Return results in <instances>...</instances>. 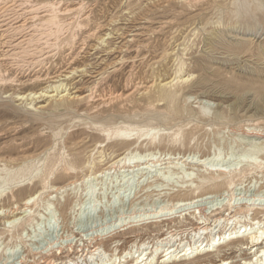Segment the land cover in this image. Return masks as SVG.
Segmentation results:
<instances>
[{"label": "rangeland", "instance_id": "374dc122", "mask_svg": "<svg viewBox=\"0 0 264 264\" xmlns=\"http://www.w3.org/2000/svg\"><path fill=\"white\" fill-rule=\"evenodd\" d=\"M29 1L58 3L69 10L58 20H74V25L58 33L61 42L46 67H66L65 56L74 47L72 66L78 72L67 82L73 93L93 92L95 99L66 106L53 99L32 104L17 96L42 86L0 84V182H11L0 208L22 217L15 225H5L11 218L0 217V264H134L141 251L154 252L167 233L181 243L178 251L186 246L194 252L212 237L235 236L245 224L248 233L257 232L253 218L264 226V0ZM179 75L187 80L159 88ZM127 128L137 129V145V139L115 135ZM130 147L157 154L158 163L143 170L132 168L135 164L112 167ZM168 153L186 155L195 164L178 157L167 160ZM247 162L261 168L245 167L216 189L194 193L187 187L193 176L196 181L209 177L207 169L233 171ZM91 171L102 177L90 180ZM226 182L233 183L231 188ZM36 194L32 205L25 206ZM204 194L208 198L177 210L176 216L137 222L178 200ZM246 205L257 208L238 213ZM200 208L206 209L205 217ZM236 214L235 222L216 227V219ZM134 218L137 224L132 225ZM120 224L124 226L112 232ZM203 225L214 232L198 239L201 232L195 233ZM104 233L110 235L98 236ZM247 240L235 238L216 251L169 264H242L253 257L242 246ZM158 254L151 263L162 264L163 253Z\"/></svg>", "mask_w": 264, "mask_h": 264}, {"label": "bare ground", "instance_id": "6f19581e", "mask_svg": "<svg viewBox=\"0 0 264 264\" xmlns=\"http://www.w3.org/2000/svg\"><path fill=\"white\" fill-rule=\"evenodd\" d=\"M181 1V0H180ZM185 1V0H184ZM194 3L203 2L206 0H190ZM186 2V1H185ZM58 3L53 2H43V3H33L29 0H0V84H7V83H15L18 85H27V84H38L39 86H42L40 91L38 92H30L27 95H21L17 96L20 100H24L29 98L31 100V103L33 104L35 101H40L42 99L45 100H57L59 106H66V105H73V104H81L84 102H91L95 98L93 97V92L89 95H79L76 92H72V89L67 82L73 75H75L78 70L77 68H73V60L72 53L74 47L70 49V52L65 56V59L67 61L66 67H59L56 69L51 70L49 66L46 67V62L53 58L55 56L54 50H58L59 46V32L63 30L64 28L71 29V27L74 25V20L70 22L61 21L58 20V15L65 13L69 10L60 9ZM63 4V3H62ZM77 4V3H76ZM68 5V4H67ZM87 6V5H86ZM82 8V7H81ZM85 8V7H84ZM64 9V8H63ZM74 9V8H73ZM72 10V9H71ZM67 12V13H68ZM71 13V12H70ZM69 13V14H70ZM79 13V12H78ZM64 15V14H63ZM71 17V16H70ZM73 17V16H72ZM88 17V16H87ZM75 18V17H74ZM77 19V18H76ZM88 19V18H87ZM66 20V19H65ZM80 20V19H79ZM83 20V19H82ZM76 22V21H75ZM112 24V23H111ZM97 25V24H96ZM94 27V26H93ZM80 28V27H78ZM84 28V27H83ZM96 28V26H95ZM86 29V28H85ZM94 29V28H93ZM66 30V29H65ZM91 31V30H90ZM93 31V30H92ZM91 31V32H92ZM95 31V30H94ZM61 34V33H60ZM63 34V31H62ZM66 34V33H65ZM69 34V33H68ZM97 34V33H96ZM95 34V35H96ZM77 35V34H76ZM89 35V34H87ZM94 35V34H93ZM142 35V34H141ZM62 36V35H61ZM66 36V35H65ZM97 36V35H96ZM110 36V35H109ZM76 37V36H74ZM73 40H76L74 39ZM83 37V36H82ZM64 38V37H63ZM80 38V37H79ZM84 38V37H83ZM108 38V37H107ZM106 38V39H107ZM78 39V38H77ZM86 39V38H85ZM94 39V38H93ZM72 40V39H71ZM70 40V41H71ZM80 40V39H79ZM130 40V39H129ZM81 41V40H80ZM84 41V40H83ZM86 41V40H85ZM104 41V40H103ZM61 42V41H60ZM75 43V41H73ZM72 42V43H73ZM67 44V43H65ZM64 44V45H65ZM71 44V43H70ZM80 44H83L80 43ZM86 44V43H85ZM107 44V43H106ZM63 45V46H64ZM87 45V44H86ZM109 45V44H108ZM71 46V45H70ZM74 46V45H72ZM76 46V45H75ZM81 47V46H80ZM87 47V46H86ZM48 48L49 50H46ZM133 48V47H132ZM174 48V47H173ZM178 48V47H177ZM60 49V48H59ZM94 49V48H93ZM114 49V48H113ZM140 49V48H139ZM75 50V49H74ZM128 50V49H127ZM176 52V51H175ZM57 54V52H56ZM65 54V53H64ZM77 54V53H75ZM79 55V54H78ZM77 55V56H78ZM164 56V55H163ZM56 57H58L56 55ZM72 58V59H70ZM162 59V58H161ZM53 60V59H52ZM55 60V59H54ZM176 60V59H175ZM57 63V61H56ZM54 62V64H56ZM103 63V62H102ZM169 64V63H168ZM167 65V64H166ZM57 66V65H56ZM133 71V70H132ZM172 71V70H171ZM185 71V70H183ZM77 75V74H76ZM91 76V75H90ZM175 76V75H174ZM184 77V76H183ZM182 76H177L176 78L172 79L168 82H161L159 85V88L161 90H165L169 85L172 83H175V81H186ZM188 77V76H187ZM130 81V80H129ZM154 81V80H153ZM189 81V80H188ZM100 82V81H99ZM98 83V82H97ZM131 83V82H130ZM139 83V82H138ZM155 83V82H154ZM143 84V82H142ZM128 85V84H127ZM130 85V84H129ZM135 85V84H134ZM151 85V84H150ZM1 86V85H0ZM131 86V85H130ZM141 86V85H140ZM138 86V87H140ZM154 85H151L149 88H153ZM32 88V87H31ZM130 88V87H129ZM134 88V87H133ZM96 89V88H95ZM137 89V88H136ZM173 89V88H172ZM31 90V89H30ZM132 90V89H131ZM148 90V89H146ZM25 91V90H24ZM96 91V90H95ZM94 91V92H95ZM126 91V90H125ZM143 91V90H142ZM147 92V91H145ZM96 93V92H95ZM122 93V92H121ZM124 94V93H123ZM97 95V94H96ZM100 95V94H99ZM106 95V94H105ZM121 95V94H120ZM96 97V96H95ZM103 97V96H102ZM114 97V95L112 96ZM94 98V99H93ZM97 98V97H96ZM100 98V97H99ZM109 98V97H108ZM115 98H118V95L115 96ZM121 99V97H120ZM119 99V100H120ZM98 100V99H97ZM103 100V99H102ZM115 101V100H114ZM30 103V102H29ZM113 103V102H111ZM93 104V103H92ZM108 105V104H107ZM109 106V105H108ZM123 106V105H122ZM107 107V106H106ZM84 108V107H83ZM97 108V107H96ZM137 130V129H136ZM132 128H127L124 130H117L115 132V135L117 137H120L123 140L126 141H133L137 139V142L134 143V145L138 144V141L141 139V136L138 138H133V132L136 131ZM175 137V136H174ZM145 138V137H144ZM158 138V137H157ZM143 140V139H142ZM153 140H156L153 139ZM164 140V139H163ZM180 141V140H179ZM178 143V142H177ZM56 145V144H55ZM100 152V151H99ZM113 155V154H112ZM111 155V156H112ZM157 154L154 153H144L140 154L138 151H134L131 147L124 153L122 157L117 159L115 162H113L111 165L112 167H128L131 168L132 164H135L134 169L143 170L148 169L149 166L152 164L158 163L156 160ZM167 160H183L185 163L193 164L194 161L189 160V158H186L185 156H181V154L173 155V154H167L165 155ZM100 157V156H99ZM178 157V159H177ZM190 157V156H189ZM110 158V157H109ZM165 158V159H166ZM192 158V157H191ZM200 158V157H199ZM195 158V159H199ZM205 158V157H204ZM207 158V157H206ZM205 158V159H206ZM222 158V157H221ZM112 159V158H111ZM162 159V158H161ZM216 161L220 159L218 155L215 156ZM212 160V158H211ZM214 160V161H215ZM243 160V159H242ZM112 161V160H111ZM161 161V160H160ZM89 162V161H88ZM102 162V158H101ZM197 162V161H195ZM207 162V159L206 161ZM203 161H199L196 164H200L202 166L205 165ZM225 162V161H224ZM258 162V161H257ZM256 163L250 164L247 162L246 164H243L240 168H236L233 171H228L227 169L222 168H213V169H207L209 173V177L202 176L198 178V180H194L193 174L190 173L188 175L190 185L188 184L187 187L191 188L189 190H193L194 193H199L200 190H203L205 188L210 189H216L218 187H222L224 184V180L226 177L236 173H242L244 171L245 167H250L251 165H256V168H261V165ZM260 162V161H259ZM240 163V162H239ZM242 163V162H241ZM170 164V163H169ZM195 164V163H194ZM217 164V163H216ZM103 165V164H102ZM175 165V163L173 164ZM172 165V167H174ZM182 165V164H181ZM180 165V166H181ZM208 165V164H207ZM5 166V165H4ZM185 166V165H183ZM219 166V165H218ZM237 166V165H236ZM93 167V166H92ZM234 167V166H233ZM176 168V166L174 167ZM179 168V167H178ZM208 168V167H207ZM121 169V168H120ZM232 169V168H231ZM130 170V169H129ZM181 170V169H180ZM205 170V169H204ZM82 171V170H81ZM92 172V171H91ZM131 173V172H130ZM188 174V173H187ZM186 174V175H187ZM94 175V179H98L102 177V173L96 174L92 172L91 175H88L90 180L91 177ZM104 175V174H103ZM185 175V176H186ZM202 175V174H201ZM199 176V175H198ZM93 179V178H92ZM105 179V178H104ZM31 180V179H30ZM233 180V179H232ZM231 180V181H232ZM74 181V180H73ZM230 181V179H229ZM22 182V181H21ZM235 182V181H234ZM79 183V182H78ZM100 183V182H99ZM227 183V182H226ZM11 182H7V180H4L0 182V197H3L6 195L7 191L10 189ZM48 185V184H47ZM71 185V184H70ZM73 185V184H72ZM77 185V184H76ZM228 185V183H227ZM230 188L233 185L232 182H229ZM228 185V186H229ZM74 187V186H73ZM186 187V185H185ZM183 187V188H185ZM235 187V186H234ZM233 188V187H232ZM54 189V188H53ZM56 189V188H55ZM54 189V190H55ZM60 189V188H59ZM57 190V189H56ZM127 190V189H126ZM187 190V189H186ZM92 191V190H91ZM235 192V191H234ZM91 193V192H90ZM94 193V192H93ZM92 193V194H93ZM97 193V192H96ZM106 193V192H105ZM136 194V193H135ZM207 194L197 196L191 200L189 199H182L178 200L174 205H172L171 208L163 209L158 212H155L152 215H147V217L142 218L139 222L143 221H152V222H160L165 217H173L176 216L175 213L179 209H183L186 207H191L196 203H200L204 200L205 196ZM228 195V194H227ZM226 195V196H227ZM39 196V195H38ZM128 196V195H127ZM50 197V196H49ZM207 197V196H206ZM37 198V194L29 197L25 201V206H31L33 201ZM208 198V197H207ZM216 198V197H215ZM236 198V197H235ZM93 199V198H92ZM264 200V199H263ZM212 201V200H211ZM262 202V201H260ZM232 203V202H231ZM235 203V202H234ZM255 203V202H253ZM37 204V203H36ZM101 204V203H100ZM258 204V203H257ZM262 204V203H260ZM51 205V204H50ZM17 207V206H16ZM194 207V206H193ZM222 207V206H221ZM229 207V206H228ZM238 207V204H237ZM253 207V209H252ZM255 205H246L241 206L238 213L246 212L247 214H250L251 211H255L254 209ZM21 208V207H20ZM29 208V207H28ZM52 208V207H50ZM233 208V207H232ZM235 208V207H234ZM264 208V207H263ZM95 209V208H94ZM212 209V208H211ZM261 209V208H260ZM97 210V209H95ZM190 210V209H189ZM233 210V209H232ZM235 210V209H234ZM183 211V213H184ZM188 211V210H187ZM27 210H24L22 213H26ZM189 212V211H188ZM9 213V214H8ZM187 213V212H186ZM227 213V212H226ZM18 213L9 212V210L5 208H0V217L3 218H11L10 220L7 219L5 221L6 224L15 225L17 222L21 220L22 217H17ZM135 214V213H134ZM185 214V213H184ZM183 214V215H184ZM199 214L202 217L206 216V209L200 208ZM257 214V213H256ZM12 215V216H11ZM229 215V214H228ZM238 214L234 215L230 219H223L218 218L216 219L215 223L218 225L216 227H219L220 224L228 222V224H231V221H236V216ZM42 216V215H41ZM133 216V215H132ZM146 216V215H145ZM182 217V216H181ZM43 218V217H42ZM54 218V216H53ZM121 219V218H120ZM136 219L134 218L130 220V224L136 223ZM200 219V218H199ZM204 219V218H203ZM252 219V218H251ZM124 220V219H123ZM135 221V222H134ZM204 222V221H203ZM202 222V223H203ZM34 223V222H33ZM36 223V222H35ZM199 223V224H202ZM261 221L258 219H252L251 225L255 227L256 225H259L260 232H252L248 233V225H244L239 228V230L235 233V236L230 235L227 236V233H225L223 236L217 238H213L212 240L205 245L204 248H202L203 245H199L197 247H194V252L190 250H193V248L186 249V246L181 248V251H178L181 247V243L178 244V240L175 234L167 233L166 236L162 239H158L156 242V248L153 250L154 252H147L146 250H143L140 252V254L137 256V258L134 260V264H153L151 263L152 260H155L156 255L160 252L163 253V255L160 257L162 264H169L174 260L179 262L181 260H189L193 256L201 255L203 253L213 252L215 247H218L220 243L224 244L226 242H229L232 239L235 238H242L247 236L248 237V243L243 244L247 245L246 250H250L251 254H253V257L250 261H245L242 264H264V249H261L258 251V247L263 244L264 241V226L261 227ZM137 224V223H136ZM227 224V225H228ZM233 224V223H232ZM237 224V223H236ZM235 224V225H236ZM133 225V224H132ZM226 225V226H227ZM114 226V225H113ZM124 225H115L116 228L119 227V229ZM135 226V225H134ZM223 226V225H222ZM225 226V225H224ZM231 226V225H230ZM234 226V225H233ZM238 226V224H237ZM11 227V226H10ZM252 227V228H253ZM261 227V228H260ZM108 228V227H107ZM127 228V227H126ZM232 228V227H231ZM228 229V230H231ZM250 228V229H252ZM123 229V228H122ZM113 230V229H112ZM115 229L112 232H116ZM243 230V231H242ZM254 230V228H253ZM118 232V231H117ZM116 232V233H117ZM201 232V233H200ZM211 232H214V229L211 228V226L203 225L202 227L198 228V231L195 233L196 235L199 234L202 236L203 234H211ZM105 234V233H104ZM110 235V234H109ZM108 233L105 235H98L102 239L105 236H109ZM113 235V233H112ZM208 235V236H209ZM212 235V234H211ZM217 235V234H216ZM215 236V235H214ZM210 237V236H209ZM216 237V236H215ZM197 238V237H196ZM98 239V238H97ZM211 239V238H210ZM99 240V239H98ZM195 240V239H194ZM206 240V239H205ZM199 241V240H198ZM204 241V240H203ZM207 241V240H206ZM195 246L197 245V241H195ZM144 246V244L142 245ZM151 247V246H150ZM244 247V248H245ZM143 248V247H142ZM139 249V248H138ZM255 249V251H253ZM61 250V249H60ZM72 250V249H71ZM97 249L95 250V252ZM178 252V253H177ZM177 253V255H175ZM94 254V253H93ZM155 254V255H154ZM132 255V252H129L126 254L125 258H129V256ZM159 255V254H158ZM153 257V258H152ZM157 261V260H156ZM128 261H120L121 263H127ZM156 264V263H155ZM220 264H231L228 260H223L220 262Z\"/></svg>", "mask_w": 264, "mask_h": 264}]
</instances>
